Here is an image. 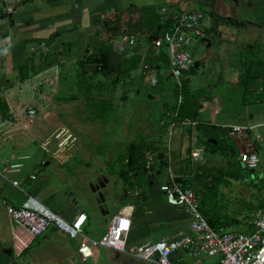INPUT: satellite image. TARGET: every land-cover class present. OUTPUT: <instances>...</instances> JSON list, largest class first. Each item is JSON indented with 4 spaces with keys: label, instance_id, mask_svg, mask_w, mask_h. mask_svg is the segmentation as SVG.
<instances>
[{
    "label": "crops",
    "instance_id": "1",
    "mask_svg": "<svg viewBox=\"0 0 264 264\" xmlns=\"http://www.w3.org/2000/svg\"><path fill=\"white\" fill-rule=\"evenodd\" d=\"M146 7H154L156 12L164 15L169 9L168 7H171L172 13L203 10L211 19L206 31V39L201 43L206 48V54L195 64L198 67L202 64L206 77L214 75L213 72L217 70V66H220L219 81L228 82L230 88L233 90L241 89L240 92H243L242 87L238 85L241 70L239 67L240 54L257 44L260 48L259 56L264 57V0H0V48L6 53V61L0 64L3 66L6 63L5 84L7 87L5 89L11 91L12 85L10 87L9 83L21 82L18 79V68H25L26 72L33 75L35 80L41 84L57 82L60 73H62L60 70H67L73 66L77 67L79 66L77 62L81 60H90L89 56L93 50L105 41L104 20L110 19L129 8L142 10ZM251 9L253 10L251 11ZM250 12L256 16V20L252 19L251 15L253 14ZM134 13L131 17H136L139 11ZM126 18L129 16L124 14L122 19ZM133 35L134 45L130 46L132 47L130 49L135 55L140 56L142 62L134 70L123 75L126 81L131 82L136 71L141 74V67L146 64L147 59H150L151 68L157 74L164 70L168 72V68L159 59V55L152 51L151 37L140 33ZM126 38L128 39V36L118 35L112 39L111 42L115 50L125 47ZM239 47L240 50H238ZM235 51L240 52L236 57H234ZM27 52L33 54L31 63ZM234 59L237 60L235 65L238 66V70L233 67ZM88 66L92 65L86 63V70ZM32 71H35L36 74H32ZM189 76H187L188 79ZM141 78L144 80L143 76ZM190 91L192 94H197L196 91L191 89ZM156 96H159L160 99L157 100ZM198 97V120L204 125H202L203 128L198 129L196 134L201 143L211 134L215 135L216 133L213 134V131L216 128H221V125L215 123L217 115L220 113V104L217 96L208 94L205 99H203V95H198ZM153 98L157 104L162 105L160 108L161 115L164 113L167 117L171 115L168 109L169 105L162 103L163 99L160 93L153 94ZM55 107L57 108V106ZM212 110L213 114H211ZM207 111H209L208 120H203L201 114ZM263 114L259 111L249 115L250 120H258V123L253 125L255 126L254 133L260 137L257 142L258 155L264 144L263 133L257 131V129L264 127ZM169 119L170 116L167 121ZM167 121L164 118L158 121L160 133L154 140L148 141L153 142L154 145L157 144L158 151H160L157 161L158 159L162 160L165 164L167 161L163 156L165 145L158 144V139L165 133V127L161 123L165 124ZM62 128L72 133L70 127L63 123L55 130ZM178 130V137L176 140L174 137L170 144V162L172 157L177 156L179 161L198 162L192 161L188 157L186 130L182 128H178ZM219 133L224 135L221 131ZM21 135L18 134L12 141L4 142L0 147V166L4 168L7 164L19 162L24 164L20 173L9 174L11 180L20 182L22 191L13 188L0 175L4 181L0 184V264H83L80 262V255L77 251L78 242L81 238L73 240L65 233L56 230H49L37 238L16 263L12 262L7 217L1 201L7 200L10 204L18 206L25 194H30L43 201L46 206L66 221H72L78 214H86L83 232L84 235L87 233L88 238L91 239L101 237L106 232L110 219L115 215L124 213L131 220V229L127 238L128 247L157 242L172 236L177 230H188V218L180 217L186 215L184 210L169 204V207L162 204L161 196L163 194L160 192L162 184L159 185L155 179L158 177L159 171L165 166L164 168L157 167L154 173L147 174L141 185H136L137 180L134 178L123 179V174L120 175L122 166L116 165L115 158V160L106 161L104 155L103 158L96 156L92 157L94 165H87L89 164L88 161L92 160H90L89 155L84 153L83 148L87 143L85 139L80 141L76 138L72 148H68L63 155L61 154L59 158H56L43 152L38 141L35 144V141H31L32 139L22 140V136L25 134ZM225 137L235 146L227 135ZM209 141L210 139H208ZM32 146H37L39 151L30 152L29 148ZM77 149L79 151L75 153ZM172 152L174 153L172 154ZM207 154L209 153L205 152L201 160H204L205 156H208ZM215 155L221 156V154ZM25 156H28V159H19ZM102 161L106 162L107 169H103L100 165ZM26 164L31 167L28 174L23 173ZM42 167L45 171L51 169L45 176L46 179H48L49 174L54 173L61 185L56 187L46 184L45 178L40 177L38 172ZM64 167H66L65 170ZM32 174L35 175L34 180L28 178ZM72 176L78 181H83L85 185L89 183L88 193L90 194L89 197L93 198L92 202L83 201L85 203L81 205L76 203L74 200L75 193L72 190V184H70ZM90 178L92 179L89 182ZM147 184L149 189L146 191L144 185ZM71 197L73 200L69 202ZM162 224L170 230V233L153 241L151 235L156 232V226ZM154 230L155 232H153ZM175 258H180L178 264L191 263V260L182 256L181 253L178 256L175 255ZM144 263L146 261L128 254L105 247H97L93 249L92 257L84 264Z\"/></svg>",
    "mask_w": 264,
    "mask_h": 264
},
{
    "label": "rangeland",
    "instance_id": "2",
    "mask_svg": "<svg viewBox=\"0 0 264 264\" xmlns=\"http://www.w3.org/2000/svg\"><path fill=\"white\" fill-rule=\"evenodd\" d=\"M168 8L165 15H169L173 12L171 11V7ZM252 10L253 9H251V11ZM251 16L252 19L256 20L254 14ZM108 39L109 33L106 32L105 41L107 42ZM205 50L204 44H199L190 48L194 62H199L201 60L203 55L206 54ZM238 50H240V47ZM239 53L235 51L234 57ZM5 54L4 50L0 48V63L6 61ZM26 54L28 56L31 55V53L28 54V52ZM262 57L261 55L260 59L264 58ZM86 60L87 59H84V62ZM233 61L234 69L238 70V66L235 65L237 60L234 59ZM225 64L227 65L226 62ZM80 67L81 66H73L67 70H60L62 73H60L57 82L52 84H38L39 81L35 80L34 76L29 73L24 78L25 82L22 83L21 81L16 83L14 81L13 83H9L10 87L12 85V90L7 91L5 89L7 87L5 84L6 63L3 64V66L0 64V92L10 95L15 101L23 100V104L29 99V93L34 91L49 98L47 99V97H45V101H43L42 98L40 99V103H42L40 112H38L37 117L30 126V131L25 132L23 136L21 135L23 138L22 140L27 138L30 140L36 139L40 142L43 138L46 139L50 136L54 130L63 123L70 127L72 133L78 140L81 141L85 139L87 141L85 148H83L85 151L84 153L89 155L90 160H92L88 161L89 164L87 165H94L92 157L101 156L103 158L104 155L106 161L115 158L116 160L114 159V162H117L116 165L122 166L121 164L123 163L122 160L124 159L126 148L132 141L138 139H144L146 141L154 140L160 133L158 121L163 118L167 121L168 117L161 115L160 108H162V105L157 104L153 98V94L158 92L162 95V103L169 105V113H171L172 105H174L176 101L175 80L164 70L161 73H156L158 84L153 87L145 80H142L141 74L136 71L131 82H127L126 78L123 76V79H121L123 83L118 82L112 87L110 81L113 80V77L104 76L102 74L92 75L86 68L83 69V67ZM220 71V66H217V70L213 72L214 75L206 77L205 69L202 67V64H200L199 67L195 64L193 72L189 76V88L192 91H196L199 96L203 95V99H205L208 94L218 97L220 113L217 115L216 125L235 123L250 125L251 123L253 126L258 123V120H250L249 115L255 112L258 113L259 111L260 113H264V103L243 105L241 96L244 95V92H240L241 89L233 90V88H230L228 82H220ZM159 78L161 79L159 80ZM18 79H20L19 75ZM98 83L104 85V87L101 89L94 88V85ZM86 84H89L91 87L89 95L86 93ZM23 85L27 86L24 90H28V93L26 92L24 96H21ZM103 100L111 103L113 111L106 119L95 120L93 118L94 110L88 104L90 101L99 102ZM55 106H57V108ZM208 112L209 111L201 114L203 120H208ZM248 113L250 114L248 115ZM178 131L179 130L176 129L174 132L173 138L175 137V140L178 137ZM220 131L223 133L222 130ZM220 131L219 128H217L213 131V134H217H215V136L219 138V142L222 146L229 145L230 141L225 136L221 135V133H219ZM257 131H261L264 136V127L257 129ZM36 140L35 144L37 142ZM207 140L208 138H206L204 142H201L199 146L204 149ZM29 151L38 152L39 149L37 146H32L29 148ZM78 151L77 149L75 153ZM173 153L174 152H172V154ZM207 155L208 156H205L204 160H200L196 163L179 161L177 159L178 156L172 157L170 164L174 174L177 175V172L182 173L187 169V173H189L188 176H190L191 179L196 178L203 184L207 183L208 187L206 189V194L204 187L199 189V184H194L192 187H194L195 191H199L198 194L203 198V201L206 199L203 206L212 213L209 212V215L207 214L204 216L206 219L210 217L211 220H215L214 222L216 224L214 227L216 229H223L226 233L244 232L246 231L244 228L246 225L245 218L248 214L257 212L264 214V144L259 152V156H261L260 164L252 174H250L248 169L242 168L236 157H231L230 155L213 156L210 153ZM228 160L230 165L228 164ZM155 162L152 173L156 171L157 167L160 166L164 168L165 166L162 160L158 159L157 161L156 159ZM100 165H102L103 169H107L106 162L102 161ZM30 168V165L26 164L23 173L28 174L31 171ZM65 168L66 167H64V170ZM2 169L3 166H0V172ZM50 170L45 171L43 167L39 169L38 172L40 177L45 178ZM233 173L240 174L241 178L237 181L234 180L232 178ZM122 174L121 172L120 175ZM146 176L147 175H145V177ZM8 177L10 178L11 175H8ZM91 179L92 178L89 179V182ZM167 179L168 174L164 168L159 171L158 177L155 180L161 185L164 184ZM207 180H213L211 183L214 184V187L210 186ZM2 182L4 181L0 177V184ZM44 182L48 185H55L56 187L61 185L60 180L56 179L54 173L49 174L48 179L45 178ZM70 184H72V190L75 193L74 200L78 205L85 203L83 201H93V198L89 197L90 194L88 193L89 183L85 185L83 181H78L72 176ZM148 189L149 185H144V190L147 191ZM161 199L162 204L169 207L163 195ZM71 200H73L72 197L69 202H71ZM41 202L45 204L43 201ZM180 217L188 218L187 215H181ZM223 218L224 220H222ZM156 227V232L154 230L153 232L155 233L151 235L153 241H156L159 237L167 236L170 233V230L163 224ZM85 236L87 238L89 237L87 233ZM218 258V254L213 255L208 257L204 263L214 264V260ZM144 264L152 263L146 262Z\"/></svg>",
    "mask_w": 264,
    "mask_h": 264
},
{
    "label": "built area",
    "instance_id": "3",
    "mask_svg": "<svg viewBox=\"0 0 264 264\" xmlns=\"http://www.w3.org/2000/svg\"><path fill=\"white\" fill-rule=\"evenodd\" d=\"M167 18L170 20L169 29L153 37L151 43L157 54L160 52L166 54L169 76L174 78L176 89H180L184 76L195 66L190 48L201 44L206 39V31L211 19L202 10L174 12ZM126 43L133 46L134 36L126 38ZM141 75L151 86L155 87L158 84L156 72L150 65L144 64L141 67ZM48 83L52 84V82ZM38 84L41 83L38 82ZM26 87V85L22 86L21 96L28 91L24 90ZM29 95V99L23 104V100H16V102L10 95L0 93V99L7 105L6 115H0V147L4 142L12 141L18 134L23 135L30 131V126L40 112L42 104L40 99L45 101L47 96L35 91L30 92ZM182 101L183 97L179 95L177 104L180 105ZM175 116L176 113L171 114L166 125L161 123L165 126V133L158 139V144L165 145L163 156L167 160L165 170L168 179L160 186V192L167 204L184 210L189 220L187 231L177 230L172 236L157 242L128 247L127 238L131 229V220L124 213L110 219L106 232L101 237L91 239L87 238L83 232L86 214H78L72 221H66L36 197L25 194L18 206L10 204L7 200L1 201L7 217L12 262L16 263L37 238L49 230H56L65 233L73 240L81 238L77 251L80 262L83 264L92 257V251L97 247H105L153 264H178L181 257L174 259V256H178L179 253L191 260L190 264H203L208 257L216 254L219 258L214 264H264L263 213L248 214L245 218L246 231L244 232L226 233L221 229L216 230L209 225L200 212L199 196L191 187L177 180L178 176L174 174L169 159L170 144L175 130L178 128L186 130V149H188L190 160H201L205 152L199 146L200 141L196 134L198 118L175 120L173 119ZM221 128L227 132V136L235 144L241 166L256 170L260 163L257 150L260 137L254 133L255 126L223 124ZM75 142L76 137L69 130L62 128L55 130L46 139L43 138L39 144L43 152L59 158L64 151L72 148ZM155 146L157 147V144ZM159 155L160 151L152 148L144 151L143 169L146 174L152 173L155 160ZM19 159L25 160L28 156ZM23 166V162L7 164L0 172V175L13 188L20 191H22L20 182L11 180L8 175L20 173ZM28 178L34 180L35 175L32 174Z\"/></svg>",
    "mask_w": 264,
    "mask_h": 264
},
{
    "label": "trees",
    "instance_id": "4",
    "mask_svg": "<svg viewBox=\"0 0 264 264\" xmlns=\"http://www.w3.org/2000/svg\"><path fill=\"white\" fill-rule=\"evenodd\" d=\"M139 11L136 17H131V15L135 12ZM126 14L129 18L122 19L123 15ZM135 14V13H134ZM104 31L109 33L108 41H103L91 54L90 60H81L77 62V65L83 67L85 69L86 63L90 65H94L96 67L95 70L91 72L92 75L102 74L104 76L113 77L110 82L111 86H115L118 82L122 83V77L125 73L134 70L141 62V58L138 55H135L133 51L130 49V45L127 43L125 47L120 48V50H115L112 39L116 36H124L129 37L133 34L140 33L146 34L151 39L155 36H159L163 32L167 31L170 27V20L164 14H159L156 12L154 7H146L142 10H136L134 8H129L124 12H119L116 16L104 20L103 22ZM134 36V35H133ZM259 46L255 44L252 48L245 50L239 57V67H240V75L238 79V85L242 87L244 95L242 97L243 105H253L256 103H264V60L260 59V50ZM152 51L154 53L155 48L152 45ZM159 59L163 61V64L168 68L167 56L164 52H160ZM33 54L28 56L29 62H32ZM150 59L146 60V64L151 66ZM125 66V68H124ZM80 67V68H81ZM85 71V70H84ZM193 72V68L188 72L181 83V88L176 89V101L175 104L172 105L171 114L176 113V116L173 118L175 120H179L182 118H191L197 119L199 116V97L197 94H192L190 88L188 86L189 76ZM27 72L25 68H18L19 80L24 81L27 76ZM32 74H36L35 71H32ZM161 77V76H159ZM161 78H159L160 80ZM104 85L98 83L94 85V88L101 89ZM255 87V88H252ZM90 85L86 84V93L90 94ZM182 95L183 101L180 105L177 104V97ZM90 97V96H89ZM94 110V119H106L107 116L113 111V107L109 101L103 100L99 102L90 101L88 104ZM170 110V107L168 106ZM7 113V105L0 99V115H6ZM165 115V113L163 114ZM162 115V116H163ZM170 115H168L169 118ZM168 121L165 123V125ZM204 124L201 122L197 126V131L200 127L203 128ZM165 127V126H164ZM217 129V128H216ZM219 130H222L221 128ZM223 131V136L227 135V132ZM210 135L208 139L215 140V144H210L208 140L205 142L206 147L204 150L206 153H210L212 155L221 154L224 156L230 155L231 157L237 158V150L235 146L231 143L226 146H222L220 144V140L217 136ZM228 139V138H227ZM154 149L159 150L153 142H148L144 139H138L136 141H132L126 148L124 159L122 160V169L123 179L127 180L128 178H136V185H141L144 181L146 171L143 169V156L144 151L146 149ZM238 160V158H237ZM239 162V161H238ZM228 164L230 162L228 160ZM243 168V167H242ZM153 169V168H152ZM246 169V168H244ZM185 170V168H184ZM249 170V169H248ZM189 171V170H188ZM250 171V174L253 172ZM255 172V170H253ZM187 169L182 173L177 172V180L181 181L185 185L191 187L194 190V184H199L200 188L207 189V183L203 184L201 181H198L196 178L191 179L188 176ZM232 178L234 180H239L241 178L240 174L233 173ZM208 181V180H207ZM213 180L208 181L209 185L214 187L212 184ZM132 185V184H131ZM133 186V185H132ZM196 195L199 196L198 192L194 190ZM207 193V190L205 194ZM199 201V210L202 215H207L209 212L206 207L203 206V201L200 196ZM209 215V214H208ZM205 217V216H204ZM212 217V216H211ZM213 218V217H212ZM206 219V218H205ZM209 225L216 229L215 220H211V218L206 219ZM218 230V229H216Z\"/></svg>",
    "mask_w": 264,
    "mask_h": 264
},
{
    "label": "water",
    "instance_id": "5",
    "mask_svg": "<svg viewBox=\"0 0 264 264\" xmlns=\"http://www.w3.org/2000/svg\"><path fill=\"white\" fill-rule=\"evenodd\" d=\"M95 69H96V67H95L94 65H92V66H88V67H87V71H89V72H91V71H93V70H95ZM156 99L159 100L160 97H159V96H156ZM209 142H210V144H215V143H216L215 140H210ZM251 172H254V171L251 170Z\"/></svg>",
    "mask_w": 264,
    "mask_h": 264
}]
</instances>
